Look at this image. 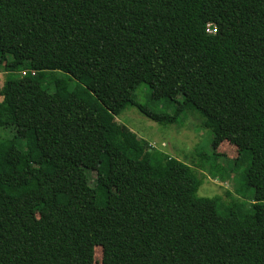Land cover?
<instances>
[{"label": "trees", "instance_id": "1", "mask_svg": "<svg viewBox=\"0 0 264 264\" xmlns=\"http://www.w3.org/2000/svg\"><path fill=\"white\" fill-rule=\"evenodd\" d=\"M0 67V264H264V0H0ZM142 84L174 111L137 101ZM129 105L199 115L209 167L119 122ZM224 141L233 166L250 150L244 214L197 194Z\"/></svg>", "mask_w": 264, "mask_h": 264}, {"label": "rangeland", "instance_id": "2", "mask_svg": "<svg viewBox=\"0 0 264 264\" xmlns=\"http://www.w3.org/2000/svg\"><path fill=\"white\" fill-rule=\"evenodd\" d=\"M209 28H214L211 25ZM34 80L39 84L41 76L32 73ZM7 71L5 67H0V88L3 86ZM32 76L27 75L25 72L19 74V80L13 83L17 87L20 84L28 83ZM62 73H57V81L63 79ZM76 87V86H75ZM39 97L45 98L46 92L42 91L39 87ZM135 99L141 104L147 105L156 111L173 112L176 104L166 99L156 100L151 98L150 88L147 84L140 85L135 93ZM2 97L0 96V100ZM99 109V105L94 106ZM117 120L130 129L135 131L141 138L148 140L156 148H159L172 157H176L186 163H202L205 168L209 167L207 162L204 161L212 152L211 140L212 132L210 129L204 128L201 125L200 116L192 113H182L172 125H164L155 122L141 113L136 106L129 105L118 115ZM13 132L7 128H0V137L11 136ZM249 149V148H248ZM218 151L222 153L218 162L223 164L226 172L219 174L217 177L211 176L208 171L204 174L199 173L202 183L198 188L197 194L201 197H215L221 196V204L223 206L232 205L237 202L242 208L241 213L251 211V204L253 202V188L248 186L243 178L245 169L249 163L250 150H246V155L243 156L240 162L235 166L232 165L231 160L238 155L237 149L234 145L227 141L221 143ZM46 171L52 172L53 168L49 165H43ZM107 168V158L103 157V164L100 167L102 171ZM208 170V169H206ZM96 171L90 172L92 183L96 177ZM114 191L117 193L122 192L120 185L114 186ZM227 191H231L230 194ZM1 204V200H0ZM102 247H95V261L100 262L102 259Z\"/></svg>", "mask_w": 264, "mask_h": 264}]
</instances>
